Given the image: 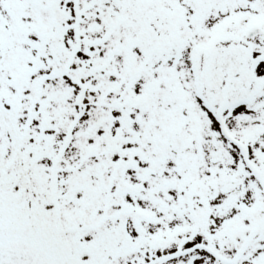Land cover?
<instances>
[{"label":"snow or ice","instance_id":"6c2138e0","mask_svg":"<svg viewBox=\"0 0 264 264\" xmlns=\"http://www.w3.org/2000/svg\"><path fill=\"white\" fill-rule=\"evenodd\" d=\"M0 264H264V0H0Z\"/></svg>","mask_w":264,"mask_h":264}]
</instances>
